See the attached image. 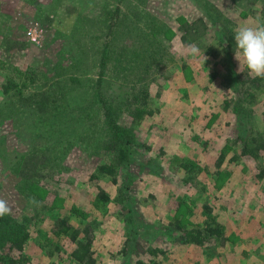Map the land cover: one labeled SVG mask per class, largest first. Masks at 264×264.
I'll use <instances>...</instances> for the list:
<instances>
[{"label": "rangeland", "instance_id": "rangeland-1", "mask_svg": "<svg viewBox=\"0 0 264 264\" xmlns=\"http://www.w3.org/2000/svg\"><path fill=\"white\" fill-rule=\"evenodd\" d=\"M104 4L111 9L119 5L121 16L127 15L125 26L133 30L132 36L136 39L134 45L130 37L114 39V54H119L126 46L138 45L142 51H155L163 46L159 42L169 46L170 57L165 56L167 59L162 65L160 62L158 80L151 86L152 106L159 112L147 117L138 131L141 139L153 148L151 156H158L162 171L159 174L147 168L132 169L140 171L141 179L136 187L132 186L131 194L137 197L138 216L143 217L140 226L147 230L146 235H142L145 242L153 241L159 225L176 223L175 209L179 199L192 209L195 207L191 220L197 225L206 219L201 204L209 201L215 209L216 221L224 226L227 236H231V243L225 248L211 250L194 245L172 249L169 260L163 264H264V179H257L258 163L248 158L231 163L229 160L234 153L230 151L222 167L230 171L229 180L218 188L213 176L217 160L239 122L237 116L224 109L232 93L221 84L222 76L210 80L212 72L224 70L221 52L218 51L215 66L211 65V59H203L202 45L219 43L214 29L217 26L209 24L205 38L188 44L178 22L181 18L190 23L199 18L209 20V15L217 16L220 12L225 19L232 20L235 31L241 24L264 22L261 12L264 0H0V199L7 201L10 214L32 215V206L36 204L31 185L25 184L28 179L18 173L21 172L18 156L32 150L46 151L49 157L45 173H54L53 180L47 184L50 195L43 200L47 207L40 222L30 229L24 257L30 264H77L70 256L73 244L69 239L58 243L60 249L54 245V256L48 249L44 250L45 243L52 241L50 231L58 210L70 215L74 207L79 212L72 214L73 226L87 223L95 226L93 248L100 264H136L137 261L136 255L131 259L123 253L128 236L124 218L130 214L122 209L118 199L126 174L119 176L117 183L108 178L90 180L97 166L108 163L110 158L107 152L106 155L100 151L96 154L95 145L101 148L104 138L100 131L103 135L107 133L102 107L114 103L111 96L117 90L114 88L117 84L110 83L121 80L124 75L118 71L111 76L112 63L108 71L102 72L99 67L98 50L105 42L106 32L104 17H101ZM136 13L141 20L136 27L130 26ZM148 15L153 18V27L168 23L175 34L168 38L159 33V27L158 34L152 36L156 30H148V22L142 20ZM217 19L223 21L221 17ZM41 29L40 43L32 42L29 33ZM190 46L197 47L200 54H190ZM235 62L238 68L247 69L242 58L238 61L235 57ZM132 63L136 65L137 61ZM185 64L189 68L185 69ZM7 79L27 84L24 91L27 97L48 92L54 99V90L58 95L68 94L73 104L69 110L75 112L72 116L81 117V121L84 119L88 124L84 125L83 132L87 133V139L70 143L72 134L81 130L82 123L74 125L73 129L59 124L61 119L53 126L42 124L40 116L35 114V104L11 103L21 98L12 96L7 100L9 97L1 91ZM82 105L86 108L83 116L79 112ZM262 108H258V112L261 113ZM71 130L74 131L71 133ZM178 159L192 160L204 169L198 176L200 186L183 183L184 174L175 170ZM98 188L104 189L111 198L101 209L93 205ZM198 188L207 191L202 193ZM26 195L31 197L32 203ZM55 197L57 200L52 204Z\"/></svg>", "mask_w": 264, "mask_h": 264}, {"label": "trees", "instance_id": "trees-1", "mask_svg": "<svg viewBox=\"0 0 264 264\" xmlns=\"http://www.w3.org/2000/svg\"><path fill=\"white\" fill-rule=\"evenodd\" d=\"M121 2L122 0H118ZM259 1V0H255ZM75 11V10H74ZM262 15L264 18V6L262 9ZM122 11L119 5L114 9L110 6H103L101 11V17H104L105 25V37L101 44V50H98L100 54L99 67L103 72L108 71L109 67L110 75H117L118 71L124 72L121 80L110 83L117 84L114 86V91L111 102L103 105L104 116L106 120L104 122L107 133L100 136L104 138L101 141V148L99 145H95V153L98 151L101 153L106 152L109 154L108 163H101L97 166V170L92 174L91 181H99V179H110L112 182L117 183L118 177L123 173L126 177L123 181L122 187L119 190V201L122 202V209L126 210L130 216L124 218V222L127 224V239L123 248V253L126 257H132L136 255V264H163L169 260V254L172 249L179 247L194 245L197 247H208V249H215L218 247H227L231 243V236H227L225 228L222 224L216 221L214 216V207L209 201H205L201 204L202 213L205 216V220L202 224H193L192 220L195 216V207L192 209L183 199L178 200L177 208L175 209L176 223L170 222L163 225H159L158 233L153 234V241L146 243L144 236L147 230L140 226L139 221L143 220L142 216H138L136 204H138L137 197L132 195L131 190L138 185L140 178V171L147 169L152 170L154 173L162 171V166L159 163L158 156H151L153 148L141 139L138 133L139 128L147 117H151L159 112L158 108H153L151 97V86L157 82V67L160 62L164 63L165 56L170 57L167 53L169 46H164L165 43L159 42L163 46L145 51L141 50L138 45L126 46L119 54L115 53L114 39L127 38L132 39L131 29H127L125 26V20L127 15L121 16ZM135 15V14H134ZM122 17V18H121ZM221 17L223 21L218 22ZM209 20L199 18L196 22L190 23L185 18L178 20L180 23L179 30L183 31L185 41L188 44L199 42V39L205 38L207 31L210 29L209 24H214L217 27L215 33L219 43L217 45L207 43L203 46V52L205 57L211 59V65L217 64L216 60L221 52L223 59V72L215 70L210 74V80H214L219 76H222L224 87L230 89L231 96L225 101V111H231L234 116L238 117V124L232 131L233 137L227 140L226 146L221 152L217 160V171L215 176V183L218 188H222L230 178V171L223 169L226 158L230 151H233V155L230 158L231 163H236L241 158H248L258 163L257 179H264V77H256L249 73L248 69L242 70L238 68L235 62V55L237 53L236 43L234 40V24L231 19H225L223 14L218 12L217 16L209 15ZM121 19V20H120ZM124 19V20H123ZM141 18L136 13L133 22L130 26L136 27V23ZM148 22L146 27L148 30L153 29L156 32L151 33L152 36H156L160 30V34L172 37L175 34L171 26L164 23L153 27V18L148 15L142 19ZM155 20V19H154ZM132 21V20H131ZM124 24V26H123ZM161 27L159 30L158 28ZM211 27V26H210ZM136 29V28H135ZM104 31V30H103ZM121 33V34H119ZM124 34V35H122ZM140 35V34H138ZM147 38V37H145ZM170 42L169 39L166 38ZM142 41V39H141ZM160 41V40H159ZM136 42L134 39L133 45ZM201 43V42H200ZM198 43V44H200ZM201 46V47H202ZM221 48L222 50H218ZM159 51V52H158ZM161 51V52H160ZM219 51V52H218ZM136 60L137 64L133 65L132 61ZM155 63H157L155 65ZM125 67L123 68V66ZM133 66L131 69L129 66ZM189 65L185 64L184 68L187 69ZM128 71V72H127ZM127 72V74H126ZM193 82V79H189ZM54 87V85H53ZM27 84L17 83L12 79H7L6 83L2 85L1 91L6 94L10 100V97L16 96L21 98L14 100L11 103L24 105L35 104V114L40 116V120L43 123L54 125L56 120H60L59 124L73 126L81 124L76 133L72 134L70 143L75 140L84 141L87 139V133H83L86 128L84 125H88L86 120L81 117L72 116L75 113L73 110H69V107L73 106L72 99L68 97V94L54 95V99L49 97L48 92H41L32 94L31 96H25V90ZM55 88V87H54ZM13 90V92H11ZM101 88H98V91ZM12 93V94H11ZM102 98V95H101ZM103 99V98H102ZM12 100V99H11ZM79 99L75 100L76 102ZM263 106L261 113L258 112V108ZM78 107L79 106H75ZM86 108L82 105L80 107L81 115ZM69 116L67 117V115ZM86 115H89L87 113ZM47 124V125H48ZM94 127V124H92ZM70 132V129H67ZM74 130H71V133ZM94 132V131H93ZM68 134V133H67ZM69 135V134H68ZM100 143V142H99ZM34 149V148H33ZM40 150H32L27 154L18 156V166L21 172L19 175L28 180L25 184L31 185V192L35 195L33 198L36 204L32 206L31 197L27 199L31 202L33 207L32 215L17 216L13 214H6L0 217V264H30L28 258L24 257L26 245L30 239V229L35 224H38L41 219V214L47 207L45 201L50 195V190L47 187L48 183L54 178V173L46 175V164L49 154L46 151L39 152ZM163 152H160L162 155ZM107 157V156H106ZM175 170L182 171L184 177L183 183L188 186L198 187L201 182L198 181V176L204 171L197 163L192 160H177L175 163ZM58 165V163H57ZM56 165V166H57ZM133 168H139L140 171L136 172ZM66 170V169H65ZM212 176V177H213ZM36 181H32L35 180ZM48 179L50 181H48ZM31 181V184L28 183ZM42 181H46L42 184ZM134 185V187H132ZM99 191L96 196L95 203L93 204L97 209L106 207L111 201L109 194L102 188H98ZM199 192L205 193L206 188L199 189ZM125 193V194H124ZM30 194V193H29ZM124 196V197H123ZM122 198V199H121ZM57 200L55 197L52 204ZM146 201H149L148 199ZM145 201V202H146ZM62 203V202H61ZM62 206L59 208L61 209ZM55 209V206L52 208ZM79 212L76 208L72 207L70 215H64L58 210L57 216H55V222L51 228V242L45 243V249H48V253L52 256L55 255L54 245L57 249H60L58 243L63 242L65 239H69L73 244L70 256L71 259L77 264H100L96 258V253L93 248L94 245V228L91 223L75 227L71 223L72 214ZM142 229V230H141ZM142 232V233H141ZM43 235V234H42ZM145 242V243H143ZM47 246V247H46Z\"/></svg>", "mask_w": 264, "mask_h": 264}, {"label": "clouds", "instance_id": "clouds-1", "mask_svg": "<svg viewBox=\"0 0 264 264\" xmlns=\"http://www.w3.org/2000/svg\"><path fill=\"white\" fill-rule=\"evenodd\" d=\"M236 59L242 58L250 74L264 77V22L256 21L249 25H239L235 29ZM190 54L199 55V49L190 46ZM205 61L206 57L203 54ZM10 213L7 201L0 199V217Z\"/></svg>", "mask_w": 264, "mask_h": 264}, {"label": "built area", "instance_id": "built-area-1", "mask_svg": "<svg viewBox=\"0 0 264 264\" xmlns=\"http://www.w3.org/2000/svg\"><path fill=\"white\" fill-rule=\"evenodd\" d=\"M29 36L31 37L32 42L39 44L43 37V30L41 29L36 32L31 31Z\"/></svg>", "mask_w": 264, "mask_h": 264}]
</instances>
